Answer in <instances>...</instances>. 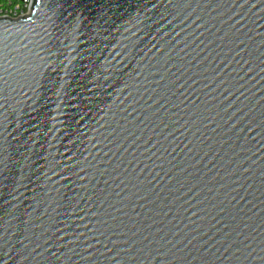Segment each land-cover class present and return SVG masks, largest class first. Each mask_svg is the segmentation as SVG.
Segmentation results:
<instances>
[{
  "label": "water",
  "instance_id": "95a60500",
  "mask_svg": "<svg viewBox=\"0 0 264 264\" xmlns=\"http://www.w3.org/2000/svg\"><path fill=\"white\" fill-rule=\"evenodd\" d=\"M0 17V264H264V0H33Z\"/></svg>",
  "mask_w": 264,
  "mask_h": 264
},
{
  "label": "built area",
  "instance_id": "2783aa9c",
  "mask_svg": "<svg viewBox=\"0 0 264 264\" xmlns=\"http://www.w3.org/2000/svg\"><path fill=\"white\" fill-rule=\"evenodd\" d=\"M33 0H0V17L10 19L25 18L30 15Z\"/></svg>",
  "mask_w": 264,
  "mask_h": 264
}]
</instances>
